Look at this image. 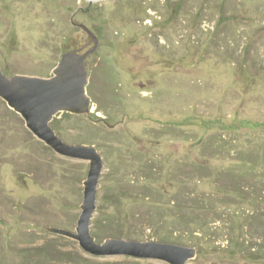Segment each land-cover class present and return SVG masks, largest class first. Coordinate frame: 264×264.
Segmentation results:
<instances>
[{"label":"rangeland","instance_id":"374dc122","mask_svg":"<svg viewBox=\"0 0 264 264\" xmlns=\"http://www.w3.org/2000/svg\"><path fill=\"white\" fill-rule=\"evenodd\" d=\"M81 24L98 38L90 108L50 126L102 157L95 240L194 246L186 264H264V0H0L2 72L52 75L62 53L94 45ZM88 168L0 96V264H169L93 255L46 229L75 231Z\"/></svg>","mask_w":264,"mask_h":264},{"label":"water","instance_id":"95a60500","mask_svg":"<svg viewBox=\"0 0 264 264\" xmlns=\"http://www.w3.org/2000/svg\"><path fill=\"white\" fill-rule=\"evenodd\" d=\"M82 27L94 40V45L83 52L70 50L62 53L52 75H5L0 68V96L18 112L26 126L55 152L89 161L82 183L83 200L75 231L46 228L78 241L80 247L93 255H124L150 258L169 264H186L196 254L194 246L159 240H137L107 237L101 242L90 232V219L96 207V189L103 166L102 157L92 144H69L50 126L59 111L85 112L90 108L85 59L98 44L96 35L84 24Z\"/></svg>","mask_w":264,"mask_h":264},{"label":"trees","instance_id":"16d2710c","mask_svg":"<svg viewBox=\"0 0 264 264\" xmlns=\"http://www.w3.org/2000/svg\"><path fill=\"white\" fill-rule=\"evenodd\" d=\"M67 113H68V111H66ZM53 120V119H52ZM205 208L207 207V206H204ZM203 206H202V208H204ZM118 233H113V235H117Z\"/></svg>","mask_w":264,"mask_h":264}]
</instances>
